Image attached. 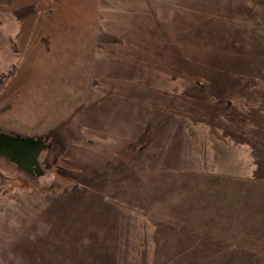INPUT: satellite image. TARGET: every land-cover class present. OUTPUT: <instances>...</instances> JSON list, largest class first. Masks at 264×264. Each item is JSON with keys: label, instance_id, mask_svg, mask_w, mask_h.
Returning <instances> with one entry per match:
<instances>
[{"label": "rangeland", "instance_id": "1", "mask_svg": "<svg viewBox=\"0 0 264 264\" xmlns=\"http://www.w3.org/2000/svg\"><path fill=\"white\" fill-rule=\"evenodd\" d=\"M0 264H264V0H0Z\"/></svg>", "mask_w": 264, "mask_h": 264}, {"label": "bare ground", "instance_id": "2", "mask_svg": "<svg viewBox=\"0 0 264 264\" xmlns=\"http://www.w3.org/2000/svg\"><path fill=\"white\" fill-rule=\"evenodd\" d=\"M38 150L39 146L36 144L8 146L0 142V153L10 157L16 166L30 175L39 173L37 160L35 161Z\"/></svg>", "mask_w": 264, "mask_h": 264}, {"label": "water", "instance_id": "3", "mask_svg": "<svg viewBox=\"0 0 264 264\" xmlns=\"http://www.w3.org/2000/svg\"><path fill=\"white\" fill-rule=\"evenodd\" d=\"M0 142L5 144V145H8V146H21V145H27V144H36V145H38L39 146V150H38V152H37V154L35 156V161L37 160L39 154L43 150V146H42V144L40 142L31 141V140H23V139H15V138H11V137H8V136H5V135H0ZM0 156H3L5 158H7L10 162L14 163V161H11L12 159L10 157H8L7 155L0 153Z\"/></svg>", "mask_w": 264, "mask_h": 264}]
</instances>
